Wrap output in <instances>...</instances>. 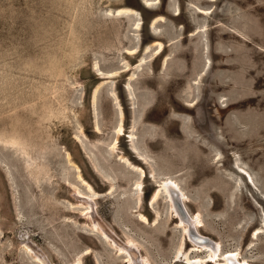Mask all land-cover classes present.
<instances>
[{"label":"rangeland","instance_id":"rangeland-1","mask_svg":"<svg viewBox=\"0 0 264 264\" xmlns=\"http://www.w3.org/2000/svg\"><path fill=\"white\" fill-rule=\"evenodd\" d=\"M231 257L264 264V0H0V264Z\"/></svg>","mask_w":264,"mask_h":264},{"label":"bare ground","instance_id":"bare-ground-1","mask_svg":"<svg viewBox=\"0 0 264 264\" xmlns=\"http://www.w3.org/2000/svg\"><path fill=\"white\" fill-rule=\"evenodd\" d=\"M164 185H165L164 188H166L167 193L171 196L172 200L176 204L177 196H179V193H177V191H176L177 187L173 183H168V184H164ZM194 221H196V220H194ZM200 241H203V240H200ZM217 252H218V250L215 249V255H217ZM40 259L42 260V258H40ZM228 262H229V264H234L235 263L234 258L233 257L228 258ZM43 264H46V263L43 262ZM192 264H197V263H192Z\"/></svg>","mask_w":264,"mask_h":264},{"label":"water","instance_id":"water-1","mask_svg":"<svg viewBox=\"0 0 264 264\" xmlns=\"http://www.w3.org/2000/svg\"><path fill=\"white\" fill-rule=\"evenodd\" d=\"M178 193V192H177ZM177 195V194H176ZM176 204H177V206H178V208H179V211H180V213L181 214H183L184 212H183V208L181 207V205H180V202H179V200H178V196H177V199H176ZM192 229V228H191ZM197 238L199 239V240H203V241H205L206 239H203L202 237H198L197 236Z\"/></svg>","mask_w":264,"mask_h":264}]
</instances>
